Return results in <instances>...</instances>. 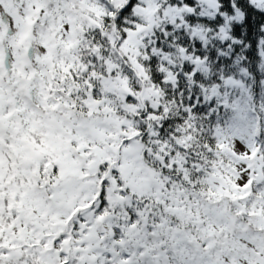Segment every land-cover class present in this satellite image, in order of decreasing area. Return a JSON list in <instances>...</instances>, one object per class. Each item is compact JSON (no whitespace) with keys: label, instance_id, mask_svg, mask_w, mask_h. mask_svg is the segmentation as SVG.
Wrapping results in <instances>:
<instances>
[{"label":"snow or ice","instance_id":"obj_1","mask_svg":"<svg viewBox=\"0 0 264 264\" xmlns=\"http://www.w3.org/2000/svg\"><path fill=\"white\" fill-rule=\"evenodd\" d=\"M0 264H264V0H0Z\"/></svg>","mask_w":264,"mask_h":264}]
</instances>
